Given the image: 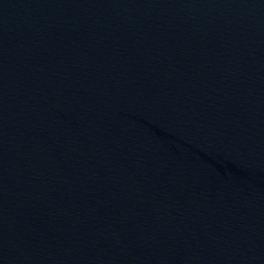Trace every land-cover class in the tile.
I'll return each instance as SVG.
<instances>
[{
    "label": "water",
    "instance_id": "95a60500",
    "mask_svg": "<svg viewBox=\"0 0 264 264\" xmlns=\"http://www.w3.org/2000/svg\"><path fill=\"white\" fill-rule=\"evenodd\" d=\"M0 264H264V0H0Z\"/></svg>",
    "mask_w": 264,
    "mask_h": 264
}]
</instances>
